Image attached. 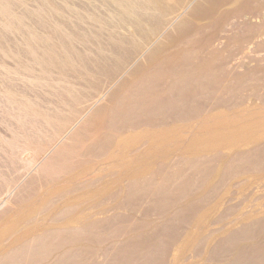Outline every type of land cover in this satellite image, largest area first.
Here are the masks:
<instances>
[{"label": "rangeland", "instance_id": "1", "mask_svg": "<svg viewBox=\"0 0 264 264\" xmlns=\"http://www.w3.org/2000/svg\"><path fill=\"white\" fill-rule=\"evenodd\" d=\"M198 1L171 0L169 8L160 4L158 12L143 10L140 33L127 22L115 26L117 9L106 0H96L94 13L105 24L88 19L72 23L68 32L87 31L91 38L81 43L72 35V42H62L76 54L71 61L66 59L65 45L51 54L55 65L46 61L49 77L76 82L87 95L73 105L62 104L49 87L30 86L25 74L14 73L17 58L27 62L30 55L24 34L37 28L32 12L38 13V0H15L12 13H26L17 25L7 29L8 19H0V230L10 228L0 248V264H170L173 249L181 242L186 246L179 264H228L236 257L235 246L248 250L264 244L262 227L258 239L236 243L227 259L209 260L231 234L262 220L264 226V140L232 153L217 150L191 156L186 150L190 136L219 121L223 113L231 115L239 105H246L247 111L264 107V0H205L193 16L187 14ZM57 2L67 7L64 0ZM183 18L189 23L174 30ZM160 43L163 47L151 54ZM162 63L179 70L173 78L172 72L161 75L137 99L136 78L154 74ZM84 75L88 79L83 80ZM177 77L187 79L184 95L164 86L169 85L166 79ZM95 79L97 87L92 86ZM199 93L206 97L198 99ZM126 110L132 114L121 118ZM175 111L182 122L171 123L187 125L176 130L185 135L179 133L161 146L151 145L145 137L132 149L116 147V158L105 154L128 127L148 124L157 130L178 118L171 117ZM189 123L193 126L188 128ZM146 154L154 156L143 161L151 167L134 175L147 165L135 169L131 160ZM75 166L78 175L73 181H62L64 170ZM102 186H106L102 194L94 193ZM28 228L32 233L25 236ZM45 235L48 238H42ZM15 236L23 239L12 244ZM150 254L156 259H142Z\"/></svg>", "mask_w": 264, "mask_h": 264}, {"label": "bare ground", "instance_id": "2", "mask_svg": "<svg viewBox=\"0 0 264 264\" xmlns=\"http://www.w3.org/2000/svg\"><path fill=\"white\" fill-rule=\"evenodd\" d=\"M98 1V0H97ZM107 3L111 4L115 7V9H117V12L119 13V17L115 20L116 25L115 26H122L123 23H126L131 25V26H136L135 28L140 32L143 33L144 28L143 25H141L139 21L140 16L143 14V12L145 10H152V12H158L159 11V5L163 4L164 8L168 7L169 8V4L171 2V0H106ZM162 1V2H161ZM205 0H199L191 9L190 11L187 13L190 16L194 15V12H196V10L203 4ZM23 2V1H22ZM67 1L64 0V4H66L67 7H63L62 5L58 4L57 0H38L37 3V11L38 13L32 12L34 16H36L37 18V22L35 24V29L30 28L28 31L25 32L24 34V43L29 47L30 49V55L29 58H27V62L21 61L20 58H17V67H15V74H25L29 81L28 84L30 86H47L49 87L52 91L50 92L52 95L60 98L61 103L63 102L64 104L67 105H73L75 103H79L81 100H85V98L87 97V95L80 89L77 88L76 85L78 83L76 82H70V81H64V79H61L59 77L56 78H51L47 75V73L49 72V68L50 66L48 65H55L57 61L52 59L51 54H53L57 49L62 48V46H66L67 48V58L69 61H71L72 58L75 57V53H72V51H70L69 47H67V43L68 42H72L73 40V36L77 37L78 36V40H81V43L88 41L91 36H88V32L86 31V33H81V34H75L72 32H68L70 26L73 24L76 25V23H82L85 22L87 19L93 22H98L99 24H105V20L101 17H98L94 12L97 9V4H96V0H73L71 5H67L66 3ZM19 4V3H18ZM15 0H0V19L3 18H7L8 22L6 25V28L8 29L9 27H12L14 25H17V23H20L23 20V16H26V13H22L20 15H14L12 13L13 11V7L15 6ZM17 6V5H16ZM85 9L87 10L86 13H82L80 11H78L79 8ZM171 8V6H170ZM144 10V11H143ZM31 12H28V14H32ZM68 15V16H67ZM189 23V19L188 18H183L181 19L177 25H175L174 30H179L182 26H185ZM74 25V26H75ZM73 26V25H72ZM68 28V29H67ZM68 30V31H67ZM73 35V36H72ZM89 38V39H88ZM53 39H56L55 41H52ZM77 40V39H76ZM68 41L66 44H63L62 42ZM55 42V43H53ZM86 44V43H85ZM86 46V45H84ZM1 47V46H0ZM43 47H45V49L43 50ZM163 47V45L158 44L155 49L153 51H151V54L154 52H157L158 50H160ZM4 48V47H3ZM41 48V49H40ZM86 48V47H85ZM169 48V47H168ZM18 49V48H17ZM69 52V53H68ZM97 55H101L99 52H96ZM185 54H183V57L186 58L188 57V53L184 52ZM102 57V55H101ZM110 57H108L109 60ZM47 62V66H46V61ZM57 60V59H56ZM171 61V60H169ZM118 62V61H117ZM67 63V61H66ZM158 65V64H156ZM172 65V64H171ZM174 65V64H173ZM169 66L167 64H163L160 65V67L157 69V71L155 70L154 74H144L142 76H139L138 78H136L135 82H134V86H135V96L137 99L143 98L144 95H146V93L148 92V90L151 88V86H155L160 78L161 75H165V74H169L172 75L174 72H176L177 70H179V66L175 65V66ZM177 68V69H176ZM38 69L39 73L34 75L33 74V70ZM171 70V71H170ZM193 70H197V68H193ZM110 71V70H109ZM184 72V71H183ZM107 73V72H106ZM109 73V72H108ZM112 73V72H111ZM89 74V73H88ZM169 76V75H168ZM200 76V75H199ZM89 76L84 75L83 80L88 79ZM173 78V75L171 76ZM210 77V75H209ZM110 78V77H109ZM170 78V79H172ZM178 79L175 81H170L168 80V84L169 85H164L167 86V88L172 89L173 87V91L174 89H176L177 93L179 92L180 94L187 92V88H186V82L187 79H185L184 77H181L179 79V77H177ZM92 79V78H91ZM90 79V80H91ZM167 82V81H166ZM97 81L96 79L94 81H92V86L97 87ZM181 85V86H180ZM91 86V87H92ZM172 86V87H170ZM90 87V86H89ZM176 87V88H175ZM166 89V88H165ZM172 91V92H173ZM169 92V91H168ZM178 93V95H179ZM184 95V94H182ZM196 95V94H195ZM198 99H202L205 98L206 94L203 93H199L198 94ZM210 95V94H209ZM212 95V94H211ZM188 96V95H187ZM84 102V101H82ZM154 102V101H153ZM62 103V104H63ZM155 103V102H154ZM168 105V104H167ZM66 107V105H65ZM73 107V106H72ZM126 108V107H125ZM162 108V107H161ZM165 108V107H164ZM246 105H239V107L237 106L235 109H233V112H231V115H228L227 113H223L224 116H222L223 118L216 117V118H220L219 121L210 124L208 126H204L203 129L198 132L196 135L194 136H190L191 140L188 141L189 143L186 150L187 153L190 154L191 156H196L202 153H213L216 152L217 150H220L221 153H232V151H235V149H240V148H244L247 147L249 145H251L252 143H255L259 140H264V107H257L255 110L256 111H247L246 110ZM25 109V108H24ZM58 109V108H56ZM68 109V108H67ZM70 109V108H69ZM254 109V108H252ZM53 110V109H52ZM251 110V109H250ZM57 111V110H56ZM68 111V110H65ZM71 111L70 113H72L73 110H69ZM25 112V110H24ZM57 112H60L57 111ZM98 112V111H97ZM29 113V112H28ZM27 113V114H28ZM31 113V112H30ZM62 113V112H61ZM68 113V112H67ZM69 113V114H70ZM96 113V112H95ZM94 113V114H95ZM109 113H111L109 111ZM58 114V113H57ZM55 114V115H57ZM98 114V113H96ZM95 114V116H96ZM132 114L129 110L124 111L123 114H120L121 118L126 117L127 115ZM32 115V114H31ZM54 114L52 116H55ZM63 115V113H62ZM67 115V114H64ZM222 115V114H221ZM35 116V115H33ZM60 116V115H59ZM70 116V115H69ZM58 117V116H57ZM56 117V118H57ZM62 117V116H61ZM66 117V116H65ZM171 117H178L177 116V112H173V115ZM60 118V117H59ZM180 117L174 119V121H169L170 123H166L168 126H161V127H157V130L155 128V130H152L150 128V126L148 124H143V125H137L136 127L130 128L128 127V129H125L122 133H120L117 138L114 140V142L107 148V151L105 152V154H108L109 159H111L113 156V153L116 149V147H119L120 145H123L124 148L130 149L133 145H136L137 142H139L142 138L144 139H148L149 143L151 145H164L165 142L167 140H169L172 137H176V135L182 134L183 132H178L177 133V127L175 125H172L171 122H182V120L179 119ZM209 118V117H208ZM54 120L55 117L53 118ZM52 119V120H53ZM61 119V118H60ZM59 119V120H60ZM50 120V119H49ZM201 120V119H200ZM215 120V119H214ZM57 121V120H56ZM48 122V121H47ZM51 122V121H50ZM201 122V121H200ZM208 122V121H207ZM210 122V121H209ZM202 123V122H201ZM43 124V123H42ZM46 124V122H45ZM48 124V123H47ZM50 124V123H49ZM193 124V123H192ZM197 124V123H196ZM169 125L171 127H169ZM149 126V127H148ZM182 127H186L187 125L184 126V124L180 125L181 128ZM193 125H191L189 123L188 128L191 127ZM48 127V126H47ZM54 128V127H53ZM194 128V127H193ZM188 130V129H187ZM194 130V129H192ZM46 131V130H45ZM53 131V130H52ZM180 131V129H179ZM55 132V131H54ZM76 132V131H75ZM78 134V133H76ZM184 134V133H183ZM187 134V133H186ZM195 134V133H193ZM185 135V134H184ZM146 137V138H145ZM183 138V137H182ZM146 139V140H147ZM179 140V139H178ZM177 140V141H178ZM142 141V140H141ZM172 142V141H171ZM176 142V141H175ZM183 142V141H182ZM187 142V141H186ZM140 144V143H139ZM167 144V143H166ZM169 144V143H168ZM175 144V143H173ZM177 144H179L177 142ZM185 145V144H184ZM63 146V145H62ZM169 146V145H168ZM186 146V145H185ZM145 147V146H144ZM164 148V146H162ZM120 148V147H119ZM123 149V147H121ZM172 148V146L170 147ZM132 149V148H131ZM146 149V148H145ZM143 149V150H145ZM157 149V148H155ZM183 149V147L181 148ZM64 150V149H63ZM159 150V147H158ZM169 150V149H168ZM184 150V149H183ZM154 151V150H152ZM164 152H166L163 149ZM162 151V152H163ZM237 151V150H236ZM65 152V151H64ZM63 152V153H64ZM125 152V151H124ZM140 152V151H139ZM138 152V153H139ZM150 152V150H149ZM157 152V150H156ZM160 153H158V155L160 156L161 151H159ZM169 152V151H168ZM239 152V151H238ZM59 153V152H58ZM137 153V154H138ZM142 153V152H141ZM141 153L139 155H141ZM148 153V152H146ZM153 153V152H152ZM155 153V152H154ZM143 155L145 153H142ZM168 154V153H167ZM170 154V153H169ZM116 155V154H115ZM120 155V154H119ZM130 155V154H129ZM136 155V154H135ZM137 155V156H139ZM152 155V154H151ZM166 155V154H165ZM240 155V154H239ZM54 156V155H53ZM56 156H57V152H56ZM105 156V155H104ZM133 156V155H132ZM157 156V155H156ZM155 156V157H156ZM162 156V155H161ZM168 156V155H167ZM118 157V155L116 156ZM114 157V158H116ZM131 157V156H130ZM144 157V156H143ZM149 157V156H148ZM146 157L143 159L140 158L139 161H133L131 160L130 162V166L133 165H137V168H139L140 164H144L143 161H147L149 160L151 157L154 158V156H151L150 158ZM163 157H164V153H163ZM200 157V156H198ZM107 158V156H106ZM136 158V157H135ZM138 158V157H137ZM99 159V158H98ZM108 159V158H107ZM108 159V160H109ZM208 160H211V157L205 158ZM220 159V158H219ZM245 159H247V157H245ZM90 160V159H89ZM108 160H106L105 162H107ZM138 160V159H137ZM197 161H201V159H196ZM195 160V161H196ZM94 161V160H93ZM102 161V159L100 160ZM49 162V161H48ZM51 162V161H50ZM89 161L83 162L81 163L79 166L81 165H85L87 164ZM104 162V163H105ZM154 162V161H152ZM151 162V164H152ZM231 162V161H230ZM80 163V162H79ZM78 163V164H79ZM123 163V162H121ZM155 163V162H154ZM255 163V161L253 162ZM52 164V163H51ZM50 164V165H51ZM77 164V165H78ZM94 164V163H93ZM96 164V162H95ZM94 164V165H95ZM101 164V163H100ZM103 164V163H102ZM150 164V165H151ZM49 165V164H48ZM106 165V164H105ZM104 165V166H105ZM115 165V164H114ZM116 165L119 166V163H117ZM115 165V166H116ZM144 165L147 166H143V171L141 172H135L133 173L134 175H138L141 173H146L147 170L151 167L148 165V163H145ZM62 166V165H61ZM59 166V167H61ZM79 166H75L73 168H69L66 171L64 170L63 174L61 175L62 177V181H68L71 178H74L76 175H78V170L77 167ZM90 166V165H89ZM93 166V165H92ZM113 166V165H112ZM122 166V165H121ZM127 166V165H126ZM58 167V166H57ZM91 167V166H90ZM96 168V166H94ZM93 167V169L95 170V168ZM98 167V166H97ZM114 167V166H113ZM43 168V167H42ZM41 168V169H42ZM84 168V167H83ZM87 168V167H86ZM108 168V166L106 167ZM134 168V167H133ZM44 169H45V165H44ZM50 169V168H49ZM80 169V168H79ZM88 169V168H87ZM91 168V171L93 170ZM99 170H101L102 168H98ZM111 169V167H110ZM217 169V168H216ZM47 170V169H46ZM81 170L82 167H81ZM86 170V169H84ZM215 170V169H214ZM80 171V170H79ZM90 171V170H89ZM90 171V172H91ZM37 172V171H36ZM39 172V169H38ZM48 172V171H47ZM47 172L45 174H47ZM88 172V171H87ZM89 172V173H90ZM95 173V171H93ZM98 172V171H96ZM121 172V171H120ZM132 172V171H131ZM59 173V172H58ZM162 173V172H161ZM41 174V172H40ZM44 174V175H45ZM85 174V173H84ZM82 174V175H84ZM93 174V173H92ZM98 174V173H97ZM102 174V173H101ZM96 175V173L94 174ZM100 175V173H99ZM103 175V174H102ZM121 175V173H120ZM81 176V175H80ZM126 176V174H125ZM238 176V175H237ZM37 177V176H36ZM50 177V176H49ZM60 177V178H61ZM79 177V176H78ZM104 177V176H103ZM118 177V176H117ZM39 178V177H38ZM47 178H45L46 180ZM109 180V178H107ZM112 179V178H111ZM110 179V180H111ZM120 179V178H119ZM124 179V178H123ZM51 180V179H50ZM72 180V179H71ZM102 180V179H101ZM109 180V181H110ZM113 180V179H112ZM59 181V180H58ZM73 181V180H72ZM107 181V180H106ZM42 182V181H41ZM61 182V181H60ZM98 182V181H97ZM31 183V182H30ZM55 183V182H54ZM94 183V182H93ZM141 183V182H140ZM140 183L137 184L140 186ZM209 183V181L207 182ZM98 184V183H97ZM103 184V183H102ZM149 184V183H148ZM40 185V184H39ZM42 185V184H41ZM101 185V184H100ZM119 185V184H118ZM143 186L145 184H142ZM210 185V184H209ZM50 186V185H49ZM48 186V187H49ZM97 187V185H95ZM138 186V187H139ZM207 186V185H206ZM95 187V188H96ZM106 187V186H105ZM105 187L102 186L99 189H97V192H94L96 194H102L105 190ZM43 188V187H42ZM86 188V187H85ZM93 188V187H92ZM205 187H202V189ZM208 188V186L206 187ZM205 188V189H206ZM54 189V188H53ZM67 189V187H66ZM65 189V190H66ZM90 189V188H89ZM88 189V190H89ZM94 189V188H93ZM92 189V190H93ZM114 189V188H113ZM118 189V188H117ZM128 189V188H127ZM39 190V188H38ZM42 190V189H41ZM48 190V189H47ZM46 190V191H47ZM91 190V191H92ZM258 190V189H257ZM62 191V190H61ZM204 191V190H203ZM38 192V191H36ZM41 192V191H40ZM51 192V191H50ZM90 192V191H89ZM87 193V192H86ZM112 193V192H111ZM38 194V193H37ZM36 194V196H37ZM82 194V193H81ZM84 194V193H83ZM89 194V193H88ZM108 194V193H107ZM133 192L131 189H129V196H133ZM41 195V194H40ZM79 195V194H77ZM86 195V194H85ZM94 195V194H93ZM109 195V194H108ZM158 195V193H157ZM228 196V195H227ZM77 197V196H76ZM4 198V197H3ZM94 198V197H93ZM117 198V197H115ZM260 198V197H259ZM38 199V198H37ZM70 199V198H69ZM224 199V198H223ZM8 200V199H7ZM41 200V199H40ZM44 200V198H43ZM42 201V200H41ZM76 201V200H75ZM26 203V201H24ZM35 202V200H34ZM44 203V202H42ZM41 204V203H40ZM23 205V204H22ZM28 205V204H27ZM44 205V204H43ZM216 205V204H215ZM25 206V205H24ZM34 206V205H33ZM219 206V205H218ZM29 207V206H28ZM32 207V206H31ZM264 207V206H263ZM26 208V207H25ZM17 209V208H16ZM214 209V207H213ZM27 211V209H25ZM25 211V212H26ZM36 211V210H35ZM264 211V210H263ZM21 212V211H20ZM24 212V213H25ZM38 212V211H37ZM67 212V211H66ZM79 212V211H78ZM24 213H23V217H24ZM29 213V212H28ZM36 213V212H35ZM250 213V212H249ZM252 213V212H251ZM261 213V212H260ZM16 214V213H15ZM41 214V213H40ZM71 214V213H70ZM256 214V213H255ZM247 215V214H246ZM253 216V214L251 215ZM47 217V216H46ZM30 218V217H29ZM48 219V218H47ZM37 220V219H36ZM51 220V219H50ZM54 220V219H53ZM65 220V219H64ZM84 220V219H83ZM244 220H247L244 219ZM6 221V220H5ZM25 221V220H24ZM46 221V220H45ZM56 221H58L56 219ZM60 221V220H59ZM238 221V220H237ZM3 222V221H2ZM1 222V223H2ZM8 222V221H7ZM27 222V221H26ZM63 222V221H62ZM76 221L74 220L72 222L75 223ZM0 223V224H1ZM24 223V222H23ZM22 223V224H23ZM31 223V222H29ZM28 223V224H29ZM68 223V222H66ZM27 224V223H26ZM32 224V223H31ZM30 224V225H31ZM46 224V223H45ZM69 224V223H68ZM67 224V225H68ZM80 224V222H79ZM240 224V223H239ZM66 225V226H67ZM5 226V225H4ZM32 226V225H31ZM35 226V225H34ZM44 226V225H43ZM2 227V225H1ZM64 227V225H63ZM72 227V226H69ZM68 227V229H69ZM231 227V226H230ZM264 228L263 226V220L262 221H258L255 222L254 224H252L251 226L248 227H244L242 228V230H240L237 233H233L231 234L228 238H226L224 241H222L217 247L216 249L211 253V256L209 258L210 261L213 262H220L223 261L225 259H227V254L229 252V250L238 242L242 241V240H255L258 239L260 234L262 233V231L260 230L261 228ZM26 228V227H25ZM31 228V227H30ZM35 228V227H34ZM55 228V227H54ZM262 228V230H263ZM9 227H6L2 230H0V248H4V245L6 240H5V235L9 232ZM37 229V228H36ZM49 229V228H48ZM59 229V228H57ZM62 229V227H61ZM66 229V228H65ZM26 230V229H25ZM32 229H27V231L25 232V236L27 234V232H31ZM39 230V228H38ZM46 230V229H45ZM48 231V230H47ZM55 231V230H54ZM197 231V230H196ZM23 232V231H22ZM35 232V231H34ZM33 232V233H34ZM46 232V231H45ZM50 232V230H49ZM53 232V230H52ZM24 233V232H23ZM32 233V232H31ZM47 233V232H46ZM196 233V232H195ZM20 234V233H19ZM40 234V233H39ZM42 234V233H41ZM49 234V233H48ZM263 234V233H262ZM17 235V233H16ZM36 235V233H35ZM21 236V235H20ZM48 235H45L42 238H46ZM194 236V234H193ZM199 236V235H198ZM263 236V235H262ZM48 238V237H47ZM193 238V237H192ZM21 239H23V237H21ZM20 237L17 239V236L14 237V240H11L12 244L15 243L16 241L20 240ZM196 239V238H195ZM194 239V240H195ZM192 240V239H191ZM212 240V239H211ZM142 242V241H141ZM207 242V241H205ZM140 243V242H139ZM191 244V242H190ZM205 244V243H204ZM11 245V244H10ZM9 245V247H10ZM209 245V244H208ZM7 246V245H6ZM186 246V245H185ZM184 244L181 242L178 246H176L173 249V252L171 254V263L170 264H179V256L182 253V251L185 248ZM8 248V246H7ZM235 249H233V254L236 252V257L234 258L233 261H231L228 264H264V244L259 245L257 247L251 248V249H245V248H239L238 247H234ZM1 249V250H2ZM238 249V250H237ZM157 251V250H156ZM134 253V252H133ZM138 253V252H137ZM206 254V252H204ZM151 257H153V259H156L154 255L150 254V257L145 256L142 259H150ZM203 259H201L200 261H202ZM200 263V262H199ZM108 264V263H107ZM110 264H112L110 262ZM161 264V263H160ZM182 264V263H181Z\"/></svg>", "mask_w": 264, "mask_h": 264}]
</instances>
